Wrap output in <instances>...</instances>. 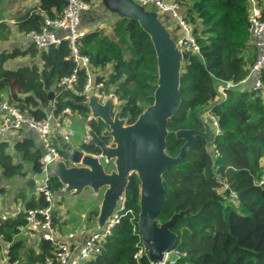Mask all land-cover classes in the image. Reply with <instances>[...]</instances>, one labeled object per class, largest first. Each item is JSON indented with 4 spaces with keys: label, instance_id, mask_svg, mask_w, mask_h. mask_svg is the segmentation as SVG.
I'll return each mask as SVG.
<instances>
[{
    "label": "trees",
    "instance_id": "trees-1",
    "mask_svg": "<svg viewBox=\"0 0 264 264\" xmlns=\"http://www.w3.org/2000/svg\"><path fill=\"white\" fill-rule=\"evenodd\" d=\"M177 1L192 25L200 54H192L184 62L182 104L168 124L167 152L174 156L184 142L176 138L174 131L201 127L197 113L217 97L215 84L245 79L257 54L250 42V0ZM66 5L67 0H39L33 9L19 15L14 25L4 20L0 8V45L13 37L18 41L10 48L0 47V99L8 98L37 119L47 117L46 108L54 99V115L70 108L71 113L64 116L75 114L86 121L90 110L85 85L90 73L78 68L72 89L56 86L78 67L68 57V40L40 49L22 39L28 31L42 29L46 17L61 15ZM262 9L264 12V6ZM78 46L89 58L93 81L103 82L100 89L114 92L123 101L121 114L128 122L136 120L153 102L158 78L150 36L138 21L124 18L114 26L91 28ZM17 58L30 60L14 66ZM226 92L227 97L211 110L221 130L214 144L208 146L198 137L182 162L171 166L164 176L167 199L158 217L165 221L174 212L193 210L172 228L178 233L175 248L181 252L174 264H264V185L257 182L264 174V86L258 91L228 88ZM89 123L98 133L105 127L103 122ZM17 132L16 136L0 138V196L9 192L2 179L18 177L15 200H20L25 208L46 206L45 196L27 184L30 172L42 170L44 145L40 137V143L37 141L34 130L24 128ZM55 144L59 145L57 137ZM82 147L90 153L99 152L94 145ZM49 182L57 197L61 182L57 178ZM139 199L140 180L134 173L124 195L128 212L113 227L101 252L82 264H152L144 250L139 253L143 249L137 227ZM63 201L60 198L53 209L54 225L61 231L63 225L69 224L62 220L57 208ZM74 207L69 208L73 220L79 222L82 212H77L78 207H83L88 227L95 226L99 199L94 200L89 189L78 197ZM26 224L23 211L0 219L3 243H9L8 264H45L48 257L56 255V247L33 232L35 238L31 241L20 236ZM3 249L0 243L1 256Z\"/></svg>",
    "mask_w": 264,
    "mask_h": 264
},
{
    "label": "water",
    "instance_id": "water-1",
    "mask_svg": "<svg viewBox=\"0 0 264 264\" xmlns=\"http://www.w3.org/2000/svg\"><path fill=\"white\" fill-rule=\"evenodd\" d=\"M84 15L92 20H109L114 26L119 20L128 18L138 21L150 36L157 59V82L153 102L147 105L136 120L128 122L122 117V106L114 109L115 99L110 96L101 101L97 92L87 96L90 113L85 121V138L78 146L58 136V144L66 153V159H55L48 172H30L27 184L35 188L37 183L57 178L61 189L60 198H77L86 190L102 197L95 219L94 231L101 230L109 217L124 198L130 176L137 174L140 180L138 231L144 251L152 263L162 262L166 253L172 251L178 242V233L172 228L175 223L192 208L174 212L162 221L160 214L167 199L164 180L165 173L173 165L182 162L187 151L192 149L202 137L212 146L220 133L218 122L212 114V107L227 96L215 84L218 96L197 113L202 128H179L174 131L176 138L184 142L179 153L174 156L167 152L168 124L182 104L181 76L184 62L192 56L178 44V36L168 27L169 16L159 11L156 5L141 0H97ZM54 97V90L49 98ZM52 102L47 106L51 113ZM103 122L105 127L98 133L89 121ZM105 138H109L106 141ZM94 145L97 153H90L82 146ZM110 169L107 165H111Z\"/></svg>",
    "mask_w": 264,
    "mask_h": 264
},
{
    "label": "built area",
    "instance_id": "built-area-1",
    "mask_svg": "<svg viewBox=\"0 0 264 264\" xmlns=\"http://www.w3.org/2000/svg\"><path fill=\"white\" fill-rule=\"evenodd\" d=\"M151 2L157 6L160 12L169 16V22H174L181 32L178 38V44L181 48L187 49L191 54H200V45L193 33L191 23L186 19L183 12L182 4L177 0H141ZM251 10L249 15L250 20V42L256 49V58L250 67L248 76L235 83L228 81L225 83V90L228 88H236V86L245 82L249 78H253V84L248 89L258 91L264 86V12L259 0H250ZM95 4L93 0H67V5L59 16L46 17L44 25L40 30H30L24 34V38L35 44L38 48L44 49L52 44H59L63 40H68L71 52L68 57L72 58L77 68L74 72L61 78L57 87L63 89H72L77 82L78 68H85L90 73V78L85 85L87 96L91 92H97L101 101L112 96L115 99L114 109L117 105H123L114 92H105L103 82L95 83L91 75V64L89 58L83 55L78 46V42L89 30L81 28L80 22L82 14ZM224 90V88H223ZM53 99L52 107L55 106ZM65 113H71L70 108H66L62 113L54 115L52 112L47 114L46 118L37 119L28 109H23L16 103L11 102L8 98L0 99V138H7L14 131L21 129H31L38 133L43 145L44 152L41 157L42 170L48 172L51 162L55 159H66V154L63 153L60 146L55 144V138L59 135L65 141H70L74 131L67 129L63 124ZM214 116V115H213ZM215 117V116H214ZM215 120L217 121L216 117ZM264 168V156L262 158ZM51 178H46L36 185V191L39 195H44L48 204L46 206L25 208L17 206L12 213L2 212L0 210V219H7L11 216H16L20 212L26 213L27 224L25 228L34 234H38L39 238L50 240L56 247L55 256L48 257L45 264H82L85 261L95 257L100 253L105 240L111 234L113 227L120 221L125 212H128L125 207L124 198L118 208L109 217L105 226L99 230H92L84 239L79 247H75L70 240L74 237L73 234L64 235L58 226L54 225L53 209L57 197L50 188ZM261 185H264V174L257 180ZM235 198V194H233ZM0 243L4 245L2 250L3 256L0 258V263L8 264L9 256L7 255L9 243H3L2 235L0 234ZM141 249L139 253L142 252ZM181 252L174 248L166 253L162 262L152 264H174ZM138 255V254H137ZM136 255V256H137Z\"/></svg>",
    "mask_w": 264,
    "mask_h": 264
},
{
    "label": "crops",
    "instance_id": "crops-1",
    "mask_svg": "<svg viewBox=\"0 0 264 264\" xmlns=\"http://www.w3.org/2000/svg\"><path fill=\"white\" fill-rule=\"evenodd\" d=\"M93 1H95V0H93ZM38 2H39V0H19V2L17 3V6H14L12 9H4V8L1 9L2 10V16L4 17V20H6L7 22H10L11 24L14 25L18 21L19 15L25 13L27 10L33 9L35 6L38 5ZM96 2L97 1H95V3ZM259 2L261 3V7H263L264 6V0H259ZM98 25L103 26V27L104 26H111V24L109 23V20H107V19L102 20V21L92 20L88 16L82 14L81 22H80L81 28H87L88 30H90L91 28L98 26ZM168 27L178 37L181 36L180 30L174 22L170 21L168 23ZM16 39H17V37H16ZM22 39L25 40L24 36ZM29 60H30L29 58H25V61H29ZM94 78L95 77L93 76L92 79H94ZM253 81H254L253 78H249L245 82L236 86V89H238V90L239 89H242V90L248 89L250 86H252ZM223 88H224V90H223ZM218 89L222 90L223 94L225 96H227V92L225 90V83L219 82ZM70 118H72V120L77 119L79 122H82V134H83L82 138H85V124H86L85 120H83L81 117H79L78 115H75V114H72ZM32 133L35 134L37 141L40 143L39 136L35 132H32ZM11 134L10 135L13 137V136H16L18 134V132L14 131ZM78 145H79V143H78ZM90 192L93 194L94 200L96 198L99 199V204H100V200H101L100 195L94 194L91 190H90ZM59 198L60 197L57 198L56 203L59 200ZM65 199L68 200L69 198H64V200ZM77 199H78V197L75 198V202H71L70 201L71 199H69L68 201L66 200L67 201L66 203L64 202L61 204L58 203V205L56 204L57 208L59 209V214L62 216V220H68L69 221V224L62 226L63 229H66L63 234L66 235V234L71 233L74 235V237L70 240V242L73 245H75V247H79L81 245V243L84 241V239L88 236V234L96 226V223H95L94 227H88L87 222L85 220L86 213H82V216H81L82 218L79 219V222L78 221L76 222L77 226L73 224V222L71 221V217H72L71 211L69 212V208H70L69 203L73 205L74 203L77 202ZM17 206L24 207L22 205V203L20 202V200L19 201L15 200V193H13V192L7 193L6 195L0 196V210L2 212L12 213L16 209ZM73 225L75 227L74 229H72ZM66 227L68 228V230ZM20 236L27 237L28 240H30V241L35 238L34 234L26 228L22 229Z\"/></svg>",
    "mask_w": 264,
    "mask_h": 264
},
{
    "label": "rangeland",
    "instance_id": "rangeland-1",
    "mask_svg": "<svg viewBox=\"0 0 264 264\" xmlns=\"http://www.w3.org/2000/svg\"><path fill=\"white\" fill-rule=\"evenodd\" d=\"M95 1H97V0H95ZM19 2V0H0V8L1 9H12L14 6H17V3ZM18 41L13 37V38H11V40L10 41H8V42H6V43H4L3 45H0V47H8V48H10L11 46H13V45H15L16 43H17ZM23 62H25V58H17V59H15L14 60V63H13V65L14 66H16V65H19V64H21V63H23ZM220 90V89H219ZM71 117V115H66L64 118H63V124H64V126L66 127V130L67 129H72L73 131H74V134H73V136L70 138V141L75 145L76 144V146H78V143H80L81 142V140H82V136H83V134H82V122H79L77 119L75 120H72V118H70ZM18 177H15V179H6V178H4V179H2V182L8 187V189H9V192L8 193H15L16 192V189L18 188V185H19V183H20V181H18ZM18 181V182H17ZM221 190H224V188H222ZM59 196H57V198H58ZM101 197H102V193H101V196H100V199H101ZM60 199V198H59ZM87 199V198H86ZM85 199V200H86ZM67 199H65L64 201H65V203L69 200H67ZM64 201H63V203H64ZM71 202H75V198L74 199H71L70 200ZM74 205H76V203H74L73 205L72 204H70L69 203V206H70V209H72V208H75L74 207ZM83 207H78V209H80V210H78V209H76V210H78L77 212H82V213H85L84 212V210L82 209ZM82 209V210H81ZM84 215V214H83ZM82 218V217H81ZM80 218V219H81ZM71 221L73 222V224L74 225H76L77 223H76V220H73L72 219V217H71ZM74 225H73V228L72 229H74L75 227H74ZM77 226V225H76ZM67 228V227H66ZM66 229H63V232L65 231ZM67 230H68V228H67ZM2 256H1V254H0V258H1Z\"/></svg>",
    "mask_w": 264,
    "mask_h": 264
},
{
    "label": "flooded vegetation",
    "instance_id": "flooded-vegetation-1",
    "mask_svg": "<svg viewBox=\"0 0 264 264\" xmlns=\"http://www.w3.org/2000/svg\"><path fill=\"white\" fill-rule=\"evenodd\" d=\"M122 117H123V116H122ZM197 128H202V126H201V127H197ZM109 140H110V139L108 138V140H107V141H109ZM111 167H112V164H111V165H109V166L107 165V168H108V169H110ZM101 193H102V192H101ZM100 196H101V194H100Z\"/></svg>",
    "mask_w": 264,
    "mask_h": 264
}]
</instances>
